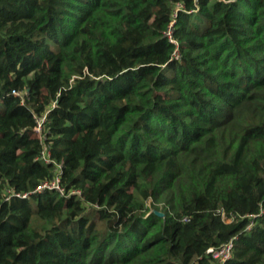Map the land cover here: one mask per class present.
<instances>
[{
    "label": "trees",
    "instance_id": "trees-1",
    "mask_svg": "<svg viewBox=\"0 0 264 264\" xmlns=\"http://www.w3.org/2000/svg\"><path fill=\"white\" fill-rule=\"evenodd\" d=\"M229 241L264 264V0H0V264Z\"/></svg>",
    "mask_w": 264,
    "mask_h": 264
},
{
    "label": "built area",
    "instance_id": "built-area-1",
    "mask_svg": "<svg viewBox=\"0 0 264 264\" xmlns=\"http://www.w3.org/2000/svg\"><path fill=\"white\" fill-rule=\"evenodd\" d=\"M169 36L170 32L167 33ZM12 94L18 95L17 92L12 91ZM45 120V116H42L40 118H36V125L33 128V134L41 137V129H42V123ZM58 180L52 181L51 183H44L40 187H38V190H41L43 188H56L61 191L59 186L57 185ZM208 253H210L213 260H216L218 263L223 264L224 262L230 260L232 258V252H233V243L232 241H229L218 248H209L207 250Z\"/></svg>",
    "mask_w": 264,
    "mask_h": 264
}]
</instances>
